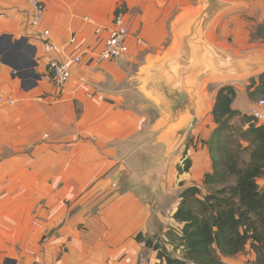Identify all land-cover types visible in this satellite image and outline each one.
<instances>
[{
  "label": "crops",
  "instance_id": "crops-1",
  "mask_svg": "<svg viewBox=\"0 0 264 264\" xmlns=\"http://www.w3.org/2000/svg\"><path fill=\"white\" fill-rule=\"evenodd\" d=\"M41 1L33 26L29 0H0L2 260L142 264L137 235L176 222L177 175L192 185L211 170L219 89L237 87L245 114L260 99L248 86L264 73V0H226L203 29L204 0ZM119 9L129 51L99 61ZM68 56L81 57L70 81H48Z\"/></svg>",
  "mask_w": 264,
  "mask_h": 264
},
{
  "label": "trees",
  "instance_id": "trees-1",
  "mask_svg": "<svg viewBox=\"0 0 264 264\" xmlns=\"http://www.w3.org/2000/svg\"><path fill=\"white\" fill-rule=\"evenodd\" d=\"M264 37V27L257 29ZM251 96L264 97V73L251 79ZM234 85L222 86L212 111L216 124L205 142L212 160L202 184L186 185L173 213L181 230L169 228L168 243L181 249L174 257L168 243H154L139 233L137 241L157 252L156 264H226L222 257L242 253L247 245L255 253L252 264H264V124L233 108ZM191 167L183 157L179 173Z\"/></svg>",
  "mask_w": 264,
  "mask_h": 264
},
{
  "label": "built area",
  "instance_id": "built-area-1",
  "mask_svg": "<svg viewBox=\"0 0 264 264\" xmlns=\"http://www.w3.org/2000/svg\"><path fill=\"white\" fill-rule=\"evenodd\" d=\"M32 7V25L37 26L44 11V3L41 0H29ZM47 34V33H45ZM128 29L126 25L125 13L119 9L114 18L113 28L110 30L106 38L102 50L97 53L99 61L116 60L120 56L125 55L129 51L127 42ZM74 41V38L72 39ZM81 57L75 58L65 57L63 60H50L47 63L44 77L61 87H64L71 79V63L80 62ZM15 73V71H14ZM250 116L257 123L264 124V97L258 99L250 110ZM0 264H4L2 260V251L0 249Z\"/></svg>",
  "mask_w": 264,
  "mask_h": 264
},
{
  "label": "rangeland",
  "instance_id": "rangeland-1",
  "mask_svg": "<svg viewBox=\"0 0 264 264\" xmlns=\"http://www.w3.org/2000/svg\"><path fill=\"white\" fill-rule=\"evenodd\" d=\"M224 1H226V0H224ZM237 15H240V14H237ZM237 15H235V16H237ZM244 15H246V14H244ZM241 16H242V14H241ZM236 23H237V21L235 22V27H236ZM108 61H113V60H108ZM181 182H183V181L181 180L180 177L178 178V175H177V185H176L177 194L178 193L180 194L182 189L185 187V186L181 187V185H180ZM197 184L201 185V187L203 188V184L202 183H197ZM203 190H204V188H203ZM179 194H178V196H179ZM181 227H182L181 224H179L177 222H173V221H172V223L168 222V227H166V228H165V225L159 224V226H157L155 231H154L155 234H153L151 236V238L154 240V243L161 242L163 244L164 243L167 244L168 241H169V239H168L169 237L167 236L169 228H173V229H175L177 231H180ZM147 237H149V236H147ZM167 245H168V248L170 249V251H172V255L174 257H179V256L182 255L181 249L175 250L174 246L172 244H170V243H168ZM151 250H153V249L146 247L145 253H144L145 261L141 260L142 264H149V263L156 264V263H159L158 259L157 260L156 259H152L148 255ZM254 258H256V255H254V253L251 251V249H248V248L245 249L242 253H239V254H237L235 256H229V257H225L224 256V257H222L223 261L226 264H252L254 262V260H253Z\"/></svg>",
  "mask_w": 264,
  "mask_h": 264
},
{
  "label": "water",
  "instance_id": "water-1",
  "mask_svg": "<svg viewBox=\"0 0 264 264\" xmlns=\"http://www.w3.org/2000/svg\"><path fill=\"white\" fill-rule=\"evenodd\" d=\"M206 5L193 21L192 27L203 29L213 20L221 11L231 5V2L223 0H205Z\"/></svg>",
  "mask_w": 264,
  "mask_h": 264
},
{
  "label": "bare ground",
  "instance_id": "bare-ground-1",
  "mask_svg": "<svg viewBox=\"0 0 264 264\" xmlns=\"http://www.w3.org/2000/svg\"><path fill=\"white\" fill-rule=\"evenodd\" d=\"M208 96H210V95H208ZM190 118V117H189ZM183 120V119H182ZM176 128V127H175ZM172 131V130H171Z\"/></svg>",
  "mask_w": 264,
  "mask_h": 264
}]
</instances>
